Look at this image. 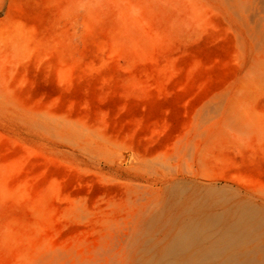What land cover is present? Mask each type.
Masks as SVG:
<instances>
[{"label":"rangeland","instance_id":"obj_1","mask_svg":"<svg viewBox=\"0 0 264 264\" xmlns=\"http://www.w3.org/2000/svg\"><path fill=\"white\" fill-rule=\"evenodd\" d=\"M0 264H264V0H0Z\"/></svg>","mask_w":264,"mask_h":264}]
</instances>
